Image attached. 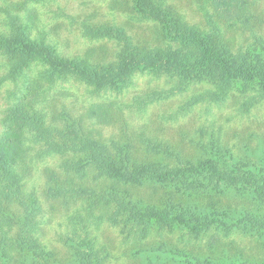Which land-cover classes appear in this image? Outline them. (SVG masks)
Instances as JSON below:
<instances>
[{"label": "rangeland", "instance_id": "374dc122", "mask_svg": "<svg viewBox=\"0 0 264 264\" xmlns=\"http://www.w3.org/2000/svg\"><path fill=\"white\" fill-rule=\"evenodd\" d=\"M24 1L0 0V5L24 14ZM157 1L177 18L201 29H209L205 12L211 15L233 54L263 52L258 40H264V0H234L237 5L231 14L219 8V0ZM37 10L50 43L70 59L86 58L97 66H108L119 50L113 41L86 38L80 26L83 21L93 27H122L140 48L167 45L155 22L139 18L132 0H54ZM2 62L6 59L0 57ZM3 74L0 68V76ZM171 85L167 78L140 73L122 91L96 93L72 77L51 91L48 121L59 130H75L106 144L113 156L128 152L131 164L174 167L180 161L213 158L222 170H252L264 176V93L258 83H234L217 102L204 99L187 104L193 96L214 90L212 82H203L144 112L110 107L113 102L128 104L135 96L153 90H168ZM10 88L9 83L0 88V133ZM99 106L110 111L111 117H90L91 110ZM25 149L28 157L19 166L24 172L21 194L6 201L0 188V264H39L33 251L21 246L29 234L51 252L52 264H83L75 249L83 240L95 242L92 258L96 264H264L263 230L246 223L264 218V204L248 188L191 191L152 180L141 185L121 184L106 178L96 180L92 166L81 179L65 172L62 164L85 160V155L49 157L40 153V146L29 143ZM61 187L98 194L117 192L141 208L164 209L173 204L181 212V221L175 226H145L122 217L114 223L113 209H99L87 196L79 199L67 193L53 197L50 189ZM78 214L83 221L73 223ZM28 215L34 223L31 233L23 229Z\"/></svg>", "mask_w": 264, "mask_h": 264}, {"label": "trees", "instance_id": "16d2710c", "mask_svg": "<svg viewBox=\"0 0 264 264\" xmlns=\"http://www.w3.org/2000/svg\"><path fill=\"white\" fill-rule=\"evenodd\" d=\"M54 0H25L24 14L14 12L8 5H0V57L6 62L0 64L4 74L0 76V88L11 84L7 90L10 98L8 111L3 118L4 130L0 133V188L4 200L21 194L24 172L20 165L28 157L25 144L40 146V153L46 156L81 154L85 160L75 163L64 162L65 172L83 179L88 167L96 170L95 179H110L121 184L141 185L146 180L162 184H174L186 190L243 187L250 189L255 199L264 204V176L248 170H222L213 158L197 163L180 161L177 166L154 163L131 164L129 153L120 151L113 156L106 144L79 135L75 130H59L48 121L47 104L54 86L60 81L76 77L91 87L94 92L122 91L130 84L133 76L147 73L155 78H167L172 82L168 90H153L135 96L128 104L113 102L110 107L138 113L152 104L168 100L185 93L192 86L212 82L214 90H206L191 98L188 105L204 99L223 100L234 83H258L264 93V40H258L263 52L233 54L229 49L221 27L205 12L208 30L192 26L162 6L157 0H132L133 9L144 20L155 22L167 45L140 48L124 28L114 25L93 27L80 22L82 34L90 40H109L119 50L108 66H97L86 58L73 59L62 56L50 43L40 27V13L37 8ZM33 5V7H30ZM234 0H219L218 6L226 13L233 12ZM177 44L176 48L171 46ZM90 117H111L110 111L93 108ZM53 197L69 193L73 198L89 197L99 209L112 208V222L127 217L136 225L175 226L181 221V212L173 204L164 209L141 208L126 202L117 192L98 194L82 188H51ZM81 214L73 218L79 224ZM209 220L207 217L205 218ZM23 227L33 232L32 216L26 217ZM218 221V220H215ZM245 221L239 219L236 224ZM251 227L262 229L264 218H252ZM198 224V223H197ZM195 226L199 228V226ZM204 225V224H202ZM200 229H204L202 226ZM23 248L33 251L39 264H52L51 252L42 248L30 234L21 240ZM83 264H96L92 258L95 242L83 240L75 246ZM85 249H82L84 248Z\"/></svg>", "mask_w": 264, "mask_h": 264}]
</instances>
